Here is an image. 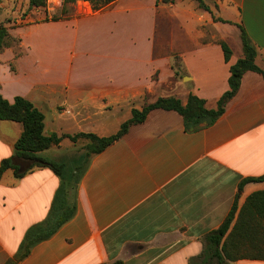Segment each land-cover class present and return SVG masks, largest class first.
<instances>
[{
  "label": "crops",
  "instance_id": "0c3cea01",
  "mask_svg": "<svg viewBox=\"0 0 264 264\" xmlns=\"http://www.w3.org/2000/svg\"><path fill=\"white\" fill-rule=\"evenodd\" d=\"M204 2L211 12L201 9L197 15L185 5L179 10L177 3L116 0L80 18L73 19L74 14L28 24L60 31L41 34L33 44L22 39L26 48L20 56L13 49L0 53H10L0 57V93L10 102L17 96L30 100L45 115L46 136L110 137L134 109L159 98L175 97L186 105L193 94L207 109H217L230 90L231 66L244 57L243 46L236 54L230 45L237 32L241 39V28L264 70V0ZM160 14L180 18L182 32L163 38L158 48ZM220 41L232 50L230 62ZM81 55L88 57L81 76L70 79L71 64L65 75L60 72L59 58L72 62ZM22 132V124L0 120V165L14 156ZM89 143L65 138L38 155L68 165L85 154ZM262 175L264 78L248 71L214 125L186 130L179 113L155 109L93 156L76 190L75 215L19 264H209L217 259L207 235L224 223L237 201L233 230L248 198L264 191V182L240 190L241 181ZM61 185L50 168H35L22 178L13 169L5 171L0 180V264L18 255L29 229L48 222Z\"/></svg>",
  "mask_w": 264,
  "mask_h": 264
},
{
  "label": "trees",
  "instance_id": "16d2710c",
  "mask_svg": "<svg viewBox=\"0 0 264 264\" xmlns=\"http://www.w3.org/2000/svg\"><path fill=\"white\" fill-rule=\"evenodd\" d=\"M77 1L89 2L94 12L105 9L116 0H64L63 9L46 21L58 22L70 19L74 16L73 4ZM159 2V0H157ZM201 9L211 12L204 0H194ZM168 3L169 0H164ZM48 0H29L30 8H45ZM222 21V20H221ZM241 39L243 43L244 57L231 66V76L229 79L230 90L226 92L218 102L217 109L209 110L206 102L201 98L191 94L188 102L184 105L181 100L175 97L159 98L155 103L145 105L142 110L134 109L132 117L125 121L120 130L110 137H99L95 134L78 133L75 135L52 134L46 136L45 115L28 99L22 96L14 98L13 102L5 99L0 93V120L13 121L22 124L23 132L15 145L13 157L5 159L0 165V180L8 169H13L17 178L24 177L35 168H50L62 180V185L58 189L52 205V215L44 225L34 226L26 233L24 242L18 255L7 264H19L29 256L31 249L37 243L49 239L65 223L72 219L76 213V190L82 177L88 170L89 162L95 155L101 154L108 147L126 135L131 126L141 124L146 121L149 113L155 109L175 111L179 113L184 121L186 130L208 128L214 125L225 113L228 102L234 98L240 89L242 78L248 71L259 73L264 78V70L256 64L257 49L241 28ZM13 45L12 37L6 26L0 24V53L6 49L19 48V43ZM222 46L226 62H230L232 50L224 41L219 42ZM22 53H17L20 56ZM178 61L179 58H176ZM178 66V63L175 67ZM179 76V73H176ZM69 138L76 143L80 138L89 139L86 152L76 161L74 167L65 163L53 162L47 158L39 156L38 153L45 151L52 146H58L65 139ZM84 163V164H82ZM264 182V175L259 177H248L241 181L239 189L248 183ZM75 191V201L72 206H68L66 197L69 188ZM70 196V194H69ZM237 201L225 219L224 223L215 231L207 235L209 251L217 260L216 264H230L241 259L264 260V191L252 194L238 220L230 232L232 223L236 218ZM248 243V244H247ZM208 263V260H205ZM114 264H124L122 261Z\"/></svg>",
  "mask_w": 264,
  "mask_h": 264
},
{
  "label": "rangeland",
  "instance_id": "374dc122",
  "mask_svg": "<svg viewBox=\"0 0 264 264\" xmlns=\"http://www.w3.org/2000/svg\"><path fill=\"white\" fill-rule=\"evenodd\" d=\"M64 0H48V4L45 8H30L29 0H0V24L8 28L9 33L12 37L13 45H17L19 40H24L25 44L34 43L36 38L41 34H49L56 32V28H47V27H38V26H27L39 21H46V18L51 19L53 15L60 12L63 9ZM160 3H164V0H160ZM60 3V5H58ZM177 3L179 10H184L183 5L190 11H195L197 15H202L200 13L201 8L199 4L194 0H169L168 4ZM74 14L77 15L75 18H80L92 12V5L89 2L77 1L73 4ZM191 17V16H188ZM182 20L178 17H172L170 15L160 14L157 18L156 26V45L158 48L162 47L163 38H171V36L179 34L182 32L181 25ZM89 27V26H87ZM127 28V27H126ZM126 32L128 33L129 28ZM60 30L58 29L57 32ZM123 32V31H122ZM240 33L237 32V38L235 40H230V45L236 54H239L242 51L243 43L242 39L239 37ZM22 43H19V48L13 49L17 53H22L23 49ZM258 55V54H257ZM4 59L10 57V53L6 52L2 56ZM58 59V58H57ZM88 57L81 55L78 58H75L72 62H67L63 58H59V67L60 72H63L64 75L67 68L71 64V77L70 79H76L78 76H81L83 73L84 64ZM0 65L2 60H0ZM6 65V64H4ZM7 66V65H6ZM76 161H70L69 166L74 167ZM84 164V163H82ZM70 196L67 202L68 206H72L75 201V191L72 188H69ZM20 252V251H19Z\"/></svg>",
  "mask_w": 264,
  "mask_h": 264
},
{
  "label": "water",
  "instance_id": "95a60500",
  "mask_svg": "<svg viewBox=\"0 0 264 264\" xmlns=\"http://www.w3.org/2000/svg\"><path fill=\"white\" fill-rule=\"evenodd\" d=\"M190 130H191V131H193V130H194V128H191Z\"/></svg>",
  "mask_w": 264,
  "mask_h": 264
}]
</instances>
